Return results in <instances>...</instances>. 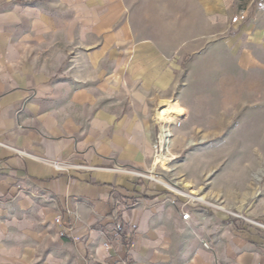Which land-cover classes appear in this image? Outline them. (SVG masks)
Returning a JSON list of instances; mask_svg holds the SVG:
<instances>
[{
	"label": "crops",
	"instance_id": "obj_1",
	"mask_svg": "<svg viewBox=\"0 0 264 264\" xmlns=\"http://www.w3.org/2000/svg\"><path fill=\"white\" fill-rule=\"evenodd\" d=\"M135 1L0 0V264H264V229L155 180L151 149L220 45L264 80V12L158 0L194 20L172 45L134 26ZM238 211L264 222V184Z\"/></svg>",
	"mask_w": 264,
	"mask_h": 264
},
{
	"label": "rangeland",
	"instance_id": "obj_2",
	"mask_svg": "<svg viewBox=\"0 0 264 264\" xmlns=\"http://www.w3.org/2000/svg\"><path fill=\"white\" fill-rule=\"evenodd\" d=\"M131 10L134 26L161 44L168 40L175 45L182 27L194 28V20L174 17L180 12L165 11L162 1H135ZM219 47L218 55L210 53L187 66L184 114L159 116L167 123L151 149L163 126L170 136L159 156L166 164H155L153 175L187 198H203L227 214L250 218L238 210L257 200L264 184V80L253 75L258 81H249L250 74L239 70L233 56Z\"/></svg>",
	"mask_w": 264,
	"mask_h": 264
},
{
	"label": "built area",
	"instance_id": "obj_3",
	"mask_svg": "<svg viewBox=\"0 0 264 264\" xmlns=\"http://www.w3.org/2000/svg\"><path fill=\"white\" fill-rule=\"evenodd\" d=\"M254 4H255L256 10L261 8V10L264 12V0H257V2H255ZM168 131L169 130L167 129V127L163 126L162 131L160 132L161 134L157 138L158 140L155 141L153 143V145H152L153 155H154L155 159L157 157L161 156V154L163 152V148L166 147L167 144H168L169 136H170ZM0 145H3V144L0 143ZM55 166L57 168H60V166H58L57 164H55ZM138 175L147 176L144 173H138ZM196 201H198V200L196 199ZM210 206L213 207L214 209L225 211L224 208H222L219 205L210 204ZM227 212H228L229 215H233V217H235V218H238V219L243 220V221H245V222H247V223H249L251 225H254V226H257L259 228L264 229V223L263 222H260V221H258L256 219L247 218V217H245V216H243L241 214H235V213L229 212V211H227ZM188 218H189V212H182V219L186 220ZM60 219H61V217H60V215H58L55 220H56V222H59ZM203 245H204V247H207V245L205 243Z\"/></svg>",
	"mask_w": 264,
	"mask_h": 264
},
{
	"label": "bare ground",
	"instance_id": "obj_4",
	"mask_svg": "<svg viewBox=\"0 0 264 264\" xmlns=\"http://www.w3.org/2000/svg\"><path fill=\"white\" fill-rule=\"evenodd\" d=\"M181 112H183L182 108L177 103H169L161 111H159V116L162 118H176L181 115ZM165 160L164 157H157L155 164L159 163L162 167H164L166 164Z\"/></svg>",
	"mask_w": 264,
	"mask_h": 264
}]
</instances>
